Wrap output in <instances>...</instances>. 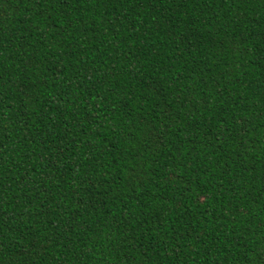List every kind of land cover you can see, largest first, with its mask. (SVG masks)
<instances>
[{"label":"trees","instance_id":"obj_1","mask_svg":"<svg viewBox=\"0 0 264 264\" xmlns=\"http://www.w3.org/2000/svg\"><path fill=\"white\" fill-rule=\"evenodd\" d=\"M0 264H264V0H0Z\"/></svg>","mask_w":264,"mask_h":264}]
</instances>
